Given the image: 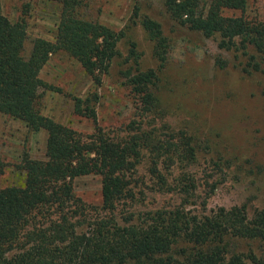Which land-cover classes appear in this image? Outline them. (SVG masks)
Wrapping results in <instances>:
<instances>
[{
	"label": "trees",
	"instance_id": "16d2710c",
	"mask_svg": "<svg viewBox=\"0 0 264 264\" xmlns=\"http://www.w3.org/2000/svg\"><path fill=\"white\" fill-rule=\"evenodd\" d=\"M57 1L62 11L55 40L36 39L28 55L26 22H12L0 9V113L22 121L32 133H47L45 158L24 156L17 166L22 182L0 187V264H264V251L239 248L244 242L264 244V208L253 214L246 205L202 214L187 210L199 190L187 171L197 160V141L187 132L147 129L133 121L122 137L101 129L86 137L41 113L42 91L54 89L41 78L52 55L68 53L101 85L123 38V33L81 18V0ZM246 5L247 0L165 1L179 24L207 38L219 36L222 49L243 50L248 55L245 73L264 74V21L224 15L244 11ZM141 25L162 70L169 40L152 18L142 17ZM140 57L131 43L128 60L138 66ZM123 74L141 112L149 114L157 102L158 71L137 67ZM74 100L76 115L97 120L90 99ZM145 163L157 190L181 196L179 206L127 213V204L137 200L133 177ZM6 166L0 160V177ZM176 169L181 173L174 178ZM87 176L102 180L100 207L75 193V181Z\"/></svg>",
	"mask_w": 264,
	"mask_h": 264
},
{
	"label": "rangeland",
	"instance_id": "374dc122",
	"mask_svg": "<svg viewBox=\"0 0 264 264\" xmlns=\"http://www.w3.org/2000/svg\"><path fill=\"white\" fill-rule=\"evenodd\" d=\"M165 1L81 0V18L123 33L118 55L101 85L68 53L52 55L41 78L54 89L42 91L38 108L43 115L86 137L99 129L111 137H122L133 121L147 129L185 131L197 141V160L187 171L199 185L187 210L202 214L246 205L253 214L264 208V74L245 73L248 55L243 50L222 49L219 36L207 38L179 24L167 12ZM0 9L12 22H26L25 55L36 39L55 40L62 11L57 0H0ZM224 15L264 21V0H247L244 11L226 10ZM142 17L159 22L169 40L168 61L162 70L154 58L153 43L141 25ZM131 43L137 44L141 55L138 66L133 59L128 60ZM137 67L158 71L159 82L154 89L157 102L149 114L141 112L123 74ZM75 98L90 99L96 121L75 114ZM46 142V131L32 133L22 121L0 113V160L7 165L0 187L21 183L24 175L17 166L26 155L44 159ZM139 169L132 185L137 200L127 204V213L173 209L182 203L177 193L157 190L146 163ZM180 173L176 169L173 177ZM75 193L86 203L100 207L101 178L77 179ZM239 248L261 253L264 244L244 242Z\"/></svg>",
	"mask_w": 264,
	"mask_h": 264
}]
</instances>
